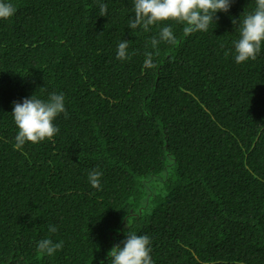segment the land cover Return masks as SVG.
<instances>
[{"label": "trees", "instance_id": "obj_1", "mask_svg": "<svg viewBox=\"0 0 264 264\" xmlns=\"http://www.w3.org/2000/svg\"><path fill=\"white\" fill-rule=\"evenodd\" d=\"M5 2L16 12L0 19V264H111L128 231L150 238L153 264H264V44L240 64L234 48L256 0L187 35L174 21L132 30L134 0ZM164 26L176 41L154 49ZM53 92L59 131L16 150L14 102ZM45 238L63 248L38 252Z\"/></svg>", "mask_w": 264, "mask_h": 264}, {"label": "clouds", "instance_id": "obj_2", "mask_svg": "<svg viewBox=\"0 0 264 264\" xmlns=\"http://www.w3.org/2000/svg\"><path fill=\"white\" fill-rule=\"evenodd\" d=\"M233 0H134V17L129 19L128 27L132 30L142 28L148 32L151 26L166 21L183 24V32L187 34L206 32L214 23L218 12H228ZM100 16H107V5L99 4ZM16 12V8L5 0H0V19H8ZM237 24L236 20H233ZM239 39L234 41L235 61L237 64L255 60L264 44V0H256L253 12L243 15L238 22ZM158 37L153 36L151 45L154 49L160 41L174 44L176 37L171 26L160 28ZM128 41L118 44L117 59L128 57ZM158 54V49L157 53ZM144 66L154 68L153 53H145ZM61 113L67 115L62 94L50 93L47 100L26 98L22 103L14 102L11 113L18 128L14 148L20 150L26 142L33 144L46 139L51 140L59 131L53 121ZM102 173L98 170L89 172V182L92 187H100ZM57 231L54 225H49V232ZM114 246L108 253L111 264H153L151 258L150 238L147 235H137L127 232L126 238ZM63 248V241L53 242L45 238L37 243L40 253L53 255ZM103 264V262H101Z\"/></svg>", "mask_w": 264, "mask_h": 264}]
</instances>
